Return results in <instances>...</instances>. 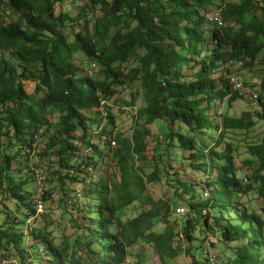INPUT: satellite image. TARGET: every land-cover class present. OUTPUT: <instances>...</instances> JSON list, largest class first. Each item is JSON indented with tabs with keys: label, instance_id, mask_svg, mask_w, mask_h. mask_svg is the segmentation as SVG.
<instances>
[{
	"label": "trees",
	"instance_id": "1",
	"mask_svg": "<svg viewBox=\"0 0 264 264\" xmlns=\"http://www.w3.org/2000/svg\"><path fill=\"white\" fill-rule=\"evenodd\" d=\"M263 50L264 0H0V264H124L137 240L158 264H264V206L241 201L264 200V134L236 138L264 121ZM57 191L60 241L35 225Z\"/></svg>",
	"mask_w": 264,
	"mask_h": 264
},
{
	"label": "rangeland",
	"instance_id": "2",
	"mask_svg": "<svg viewBox=\"0 0 264 264\" xmlns=\"http://www.w3.org/2000/svg\"><path fill=\"white\" fill-rule=\"evenodd\" d=\"M69 0H66V2ZM212 8V7H210ZM213 9H210L209 11H212ZM264 68V50L261 52V54H259V56L257 57V60L255 62L254 65V70L255 72L258 71L259 69H263ZM264 70V69H263ZM218 74H220V72L215 73L214 77H217ZM261 74V73H259ZM249 75V74H248ZM259 80V79H258ZM257 80V81H258ZM137 105L140 103L137 102ZM230 107L228 108V111L230 114L232 115H240L242 112L247 111V110H254V109H259V107L255 104H251V101L246 100V99H236L235 101L231 102ZM256 110V111H257ZM215 112L214 108L212 109V113ZM130 125H131V121L128 118L124 117V122L122 125V129H124L125 131H127L129 133L130 131ZM152 133L155 134L156 133V129L154 128V126L151 127ZM264 134V121L260 120V122H258L253 128L249 129L248 131L243 132L242 134L236 136L237 139H239V141H242L243 143L245 141H247V137L249 136L251 140L253 141H259ZM240 143V142H239ZM240 155L237 156L235 158V166L237 167L236 172L238 174H241L242 177H248V175L250 174V167L246 166L244 164V159L247 157L246 154L243 152V149L240 148ZM150 151H145L144 153L138 155V159L139 161L137 163L141 164V163H146L147 165H149V159H150ZM185 163V162H183ZM254 165V164H253ZM172 169H176L178 168V164L176 162H174V164H172ZM38 169V168H37ZM185 177H187V175H189V172L191 171L190 168L185 167ZM264 174V171H263ZM184 176V174H183ZM205 177V176H204ZM36 178V182L33 181L31 182V185L33 187L37 186V179L40 180L38 178V176H35ZM74 186H77V183L73 184L71 188H73ZM148 190H150V195H154L155 197L160 196V194L162 193L163 188H160L158 185L156 184H152L148 186ZM148 190L145 191L143 194L148 193ZM60 192L57 191L55 194H52V198H47L45 203H42V210L46 211V213L48 214L46 216V218L43 220L40 216H38V218L36 219L35 225L37 227H40L42 225V221H46L45 223L48 224V229L52 231V235L54 237H56L57 241H60L61 237L59 234H61L62 231H64L63 233H65L66 235H73V231H75V228L73 226H71V223L69 222V206L67 205V207L64 209V207L62 206L61 202H58L59 194ZM38 195V194H37ZM36 195V196H37ZM241 201L242 202H248V201H252L255 207V210L257 212H260V208L262 206H264V200L263 199H259V198H254L252 193H248L245 194L241 197ZM252 208V207H251ZM38 212H41L40 210L37 209ZM134 212H137V208H133ZM174 215V214H173ZM129 215H122L121 218L122 219H127ZM2 218H0L1 220ZM51 222L54 223V225L56 226V229H54V225L50 224ZM28 227L32 224V220H28L27 222ZM160 227H162V225H160ZM23 231L26 233L25 231V227L23 228ZM27 239L28 242L31 241V235L27 234ZM176 242V240H174V243ZM197 242L194 241V244H196ZM225 243L223 241L217 243L213 246V249L216 252H220L223 251L225 249ZM227 252L230 253V250L228 248ZM130 255H128V257L126 258L124 264H134L136 263L140 258H141V253L144 252L143 257L144 260L146 261L145 264H158L159 263V259L157 257V255H154L150 249L144 247L143 244H141L140 240L136 241V244H133L131 247L128 248ZM15 260L11 259L9 261V264H14ZM174 264H185V260H180L175 259L174 260Z\"/></svg>",
	"mask_w": 264,
	"mask_h": 264
},
{
	"label": "built area",
	"instance_id": "3",
	"mask_svg": "<svg viewBox=\"0 0 264 264\" xmlns=\"http://www.w3.org/2000/svg\"><path fill=\"white\" fill-rule=\"evenodd\" d=\"M230 81H231L232 84H235L236 87H239V86H240V84L237 82L236 77L231 76V77H230ZM38 195H39V194H38ZM38 195H37V196H38ZM41 208H42V205H41L40 202H38V203H37V209H38V210H41ZM176 212L181 214V213L183 212V210H182V208H178V209H176ZM216 263H217V260H216L215 255L211 254V255H210V264H216Z\"/></svg>",
	"mask_w": 264,
	"mask_h": 264
},
{
	"label": "clouds",
	"instance_id": "4",
	"mask_svg": "<svg viewBox=\"0 0 264 264\" xmlns=\"http://www.w3.org/2000/svg\"><path fill=\"white\" fill-rule=\"evenodd\" d=\"M206 17H208V13L206 14ZM214 17H216V19L218 18V15L217 16H213V17H209V18H214ZM217 21L220 23V21H219V18L217 19ZM236 75H237V73L236 72H233V73H231L230 74V76L229 77H231V76H234V77H236ZM237 79V78H236ZM231 82V81H230ZM237 82L241 85L242 83L240 82V80H237ZM232 87H234V88H237L236 86H235V84H233L232 85ZM241 95V94H240ZM251 96H252V102H251V104L253 105H257L258 106V104L256 103V99H257V93L255 92V91H252V94H251ZM259 107V106H258ZM254 110H257V109H254ZM259 110V109H258ZM37 176H38V178L41 180V178H40V176L37 174ZM245 180L246 179H244V182H245Z\"/></svg>",
	"mask_w": 264,
	"mask_h": 264
}]
</instances>
